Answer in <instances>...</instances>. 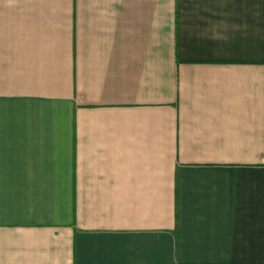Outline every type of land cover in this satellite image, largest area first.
<instances>
[{"label": "crops", "instance_id": "1", "mask_svg": "<svg viewBox=\"0 0 264 264\" xmlns=\"http://www.w3.org/2000/svg\"><path fill=\"white\" fill-rule=\"evenodd\" d=\"M0 264H264V0H0Z\"/></svg>", "mask_w": 264, "mask_h": 264}]
</instances>
